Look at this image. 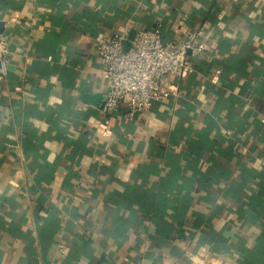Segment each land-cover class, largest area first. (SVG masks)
Here are the masks:
<instances>
[{
	"label": "crops",
	"instance_id": "1",
	"mask_svg": "<svg viewBox=\"0 0 264 264\" xmlns=\"http://www.w3.org/2000/svg\"><path fill=\"white\" fill-rule=\"evenodd\" d=\"M127 24L206 44L134 119L97 50ZM0 33V264H264V0H0Z\"/></svg>",
	"mask_w": 264,
	"mask_h": 264
},
{
	"label": "built area",
	"instance_id": "2",
	"mask_svg": "<svg viewBox=\"0 0 264 264\" xmlns=\"http://www.w3.org/2000/svg\"><path fill=\"white\" fill-rule=\"evenodd\" d=\"M131 29L127 24L117 32L99 36L97 50L109 81L102 112L105 115L114 113L126 104V117L134 119L136 114L148 111L154 103L168 100L176 92L167 78L194 72L193 57L203 53L206 44L201 40L203 29L192 30L180 40L166 42L160 29L142 28L136 30L131 46H127ZM9 53V41L0 33L2 73L8 71ZM263 165L264 162L259 161L257 168ZM59 250L66 253L68 249L60 244Z\"/></svg>",
	"mask_w": 264,
	"mask_h": 264
},
{
	"label": "water",
	"instance_id": "3",
	"mask_svg": "<svg viewBox=\"0 0 264 264\" xmlns=\"http://www.w3.org/2000/svg\"><path fill=\"white\" fill-rule=\"evenodd\" d=\"M134 36V33H132L131 34V38ZM95 97V99L97 100V98H98V95H96V96H94ZM106 98V97H105Z\"/></svg>",
	"mask_w": 264,
	"mask_h": 264
}]
</instances>
